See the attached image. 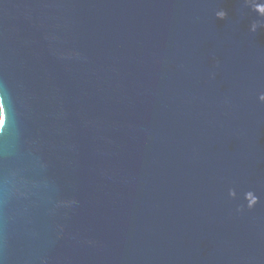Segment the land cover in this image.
I'll return each instance as SVG.
<instances>
[{"label":"water","instance_id":"1","mask_svg":"<svg viewBox=\"0 0 264 264\" xmlns=\"http://www.w3.org/2000/svg\"><path fill=\"white\" fill-rule=\"evenodd\" d=\"M0 264H264V0H0Z\"/></svg>","mask_w":264,"mask_h":264}]
</instances>
